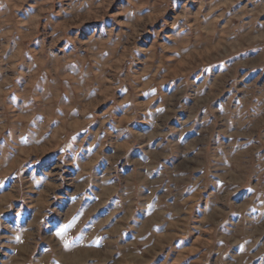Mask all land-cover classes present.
<instances>
[{
  "label": "rangeland",
  "instance_id": "rangeland-1",
  "mask_svg": "<svg viewBox=\"0 0 264 264\" xmlns=\"http://www.w3.org/2000/svg\"><path fill=\"white\" fill-rule=\"evenodd\" d=\"M0 264H264V0H0Z\"/></svg>",
  "mask_w": 264,
  "mask_h": 264
},
{
  "label": "snow or ice",
  "instance_id": "snow-or-ice-1",
  "mask_svg": "<svg viewBox=\"0 0 264 264\" xmlns=\"http://www.w3.org/2000/svg\"><path fill=\"white\" fill-rule=\"evenodd\" d=\"M67 227V226H66ZM64 229H61V231H63Z\"/></svg>",
  "mask_w": 264,
  "mask_h": 264
}]
</instances>
